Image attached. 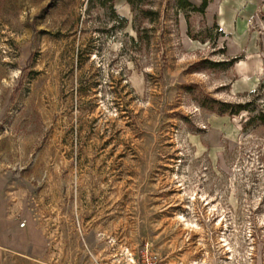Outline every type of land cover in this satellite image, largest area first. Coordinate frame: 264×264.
<instances>
[{"label":"rangeland","instance_id":"374dc122","mask_svg":"<svg viewBox=\"0 0 264 264\" xmlns=\"http://www.w3.org/2000/svg\"><path fill=\"white\" fill-rule=\"evenodd\" d=\"M140 4L0 0V264H264V0Z\"/></svg>","mask_w":264,"mask_h":264},{"label":"trees","instance_id":"16d2710c","mask_svg":"<svg viewBox=\"0 0 264 264\" xmlns=\"http://www.w3.org/2000/svg\"><path fill=\"white\" fill-rule=\"evenodd\" d=\"M112 2L113 0H108ZM128 4L141 14L144 18L152 20V17H155L156 12L145 8L140 2L143 3V0H127ZM209 5V0H201V5L199 7L193 6L189 0H176V6L179 10L188 11L191 13H198L204 15L206 8ZM236 61V59H234ZM245 109L244 107L239 106L238 111ZM237 111V112H238ZM260 120L264 123V115H260Z\"/></svg>","mask_w":264,"mask_h":264},{"label":"bare ground","instance_id":"6f19581e","mask_svg":"<svg viewBox=\"0 0 264 264\" xmlns=\"http://www.w3.org/2000/svg\"><path fill=\"white\" fill-rule=\"evenodd\" d=\"M191 201H195V199L194 198H192V200ZM207 205H209V210L208 211H210V214H212V213H215V212H217L218 211V208L216 207V206H214V205H210L209 203H206ZM212 212V213H211ZM209 213V212H208ZM225 213V212H224ZM209 214V215H210ZM220 215V218L217 220V222H216V227L217 228H219V227H221L222 229H224V231L222 232V235H220V237H221V240H219L220 242H223V244H222V247L223 248H225V251L228 253V254H230V257H227L226 259H231L232 257H233V254L232 253H235L233 250H232V248H231V246L229 245V243H228V240H227V232H228V228H227V221H226V217H225V215L222 213V214H219ZM183 218V217H182ZM184 221V223H185V225L184 226H187V227H189V225H188V223H187V221L186 220H183ZM191 228L192 229H195V230H197L198 229V225L197 224H195V226L194 227H192L191 226ZM200 229V228H199Z\"/></svg>","mask_w":264,"mask_h":264},{"label":"built area","instance_id":"2783aa9c","mask_svg":"<svg viewBox=\"0 0 264 264\" xmlns=\"http://www.w3.org/2000/svg\"><path fill=\"white\" fill-rule=\"evenodd\" d=\"M24 225H25L24 223H21L20 227H24ZM148 253H149V250H148V246L146 245L145 246V254H148Z\"/></svg>","mask_w":264,"mask_h":264}]
</instances>
